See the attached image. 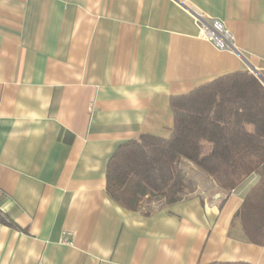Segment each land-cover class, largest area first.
Returning a JSON list of instances; mask_svg holds the SVG:
<instances>
[{"label": "crops", "instance_id": "obj_1", "mask_svg": "<svg viewBox=\"0 0 264 264\" xmlns=\"http://www.w3.org/2000/svg\"><path fill=\"white\" fill-rule=\"evenodd\" d=\"M239 71H264V0H0V264H264L231 226L255 175L225 194L192 166L209 187L150 215L105 191L121 144L169 135L171 96Z\"/></svg>", "mask_w": 264, "mask_h": 264}, {"label": "trees", "instance_id": "obj_2", "mask_svg": "<svg viewBox=\"0 0 264 264\" xmlns=\"http://www.w3.org/2000/svg\"><path fill=\"white\" fill-rule=\"evenodd\" d=\"M169 107L173 124L167 137L140 135L111 155L107 195L128 211L150 215L196 193L179 167L182 161L225 194L255 175L231 226L238 223L247 243L264 247V83L248 71L230 73L171 96ZM0 220L13 225L2 213Z\"/></svg>", "mask_w": 264, "mask_h": 264}, {"label": "built area", "instance_id": "obj_3", "mask_svg": "<svg viewBox=\"0 0 264 264\" xmlns=\"http://www.w3.org/2000/svg\"><path fill=\"white\" fill-rule=\"evenodd\" d=\"M194 20L201 39L211 43L217 50L236 52L232 35L221 22L207 19L201 13L194 14ZM70 235V233L64 232L62 242L70 244L71 241L68 238Z\"/></svg>", "mask_w": 264, "mask_h": 264}, {"label": "rangeland", "instance_id": "obj_4", "mask_svg": "<svg viewBox=\"0 0 264 264\" xmlns=\"http://www.w3.org/2000/svg\"><path fill=\"white\" fill-rule=\"evenodd\" d=\"M193 165L187 161H182L179 165V167L182 169V171L187 175V177H189L190 179H192L196 185V191H197V184L200 183L201 188L205 187L208 188L209 185L205 182L203 184H201L202 182H204V180L201 179V176H199L198 174H196L195 170L192 167ZM195 168V167H194ZM196 169V168H195ZM199 171V170H198ZM200 172V171H199ZM199 176V177H198ZM210 181H212L210 179ZM213 182V181H212ZM214 183V182H213Z\"/></svg>", "mask_w": 264, "mask_h": 264}, {"label": "water", "instance_id": "obj_5", "mask_svg": "<svg viewBox=\"0 0 264 264\" xmlns=\"http://www.w3.org/2000/svg\"><path fill=\"white\" fill-rule=\"evenodd\" d=\"M255 76L261 81L264 83V78L262 77V75L258 72H254Z\"/></svg>", "mask_w": 264, "mask_h": 264}]
</instances>
